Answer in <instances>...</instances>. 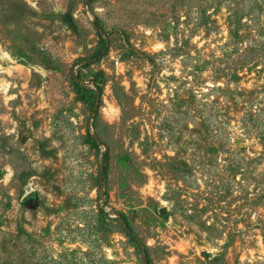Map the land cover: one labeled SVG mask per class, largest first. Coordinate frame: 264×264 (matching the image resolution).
<instances>
[{
  "label": "rangeland",
  "instance_id": "obj_1",
  "mask_svg": "<svg viewBox=\"0 0 264 264\" xmlns=\"http://www.w3.org/2000/svg\"><path fill=\"white\" fill-rule=\"evenodd\" d=\"M262 50L264 0H0V264H143L116 213L152 264H264Z\"/></svg>",
  "mask_w": 264,
  "mask_h": 264
},
{
  "label": "trees",
  "instance_id": "obj_2",
  "mask_svg": "<svg viewBox=\"0 0 264 264\" xmlns=\"http://www.w3.org/2000/svg\"><path fill=\"white\" fill-rule=\"evenodd\" d=\"M11 8L13 9H9V10H5L3 9V17H6L7 19L10 20H16L20 17L19 13L20 11L23 13L25 11L24 9V5L21 3H16V2H12L11 3ZM107 50V40L99 37V42H98V46L97 48L94 50V52L92 54H90V56L80 59L78 60V64L79 63H84L83 66H88L96 61H98L99 59H101ZM255 51H257V48H253V49H247V57L249 58V60H251L253 57H255V54H258L259 52L255 53ZM261 53H264V50L261 51ZM82 67V66H79ZM80 75V70L79 68H77V70H70V77L72 79V81H76L78 82L79 80V76ZM75 85V84H74ZM77 86V85H76ZM96 92L92 91V92H88V90H84V94H82L79 91V88H77V93H78V99H80L81 101H83V103L87 106L90 114H91V119H94L97 115V110L99 107V97H98V93L100 92V88L98 86H96ZM118 222L119 225L121 226L122 231L125 233V235L130 239V241L134 244V246L136 247V250L138 251L140 257H141V261L143 264H152L150 256L145 248V246L143 245V243L138 239V237L133 233L126 217L121 214V213H116V218H115ZM99 260L106 262V260H104V258H100Z\"/></svg>",
  "mask_w": 264,
  "mask_h": 264
},
{
  "label": "bare ground",
  "instance_id": "obj_3",
  "mask_svg": "<svg viewBox=\"0 0 264 264\" xmlns=\"http://www.w3.org/2000/svg\"><path fill=\"white\" fill-rule=\"evenodd\" d=\"M110 110H113V107L109 106ZM116 110H113V112H115Z\"/></svg>",
  "mask_w": 264,
  "mask_h": 264
}]
</instances>
